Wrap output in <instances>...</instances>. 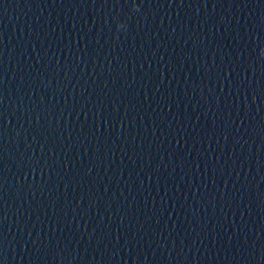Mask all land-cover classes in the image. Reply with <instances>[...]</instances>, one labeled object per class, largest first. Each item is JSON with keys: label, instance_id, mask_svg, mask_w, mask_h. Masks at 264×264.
Returning a JSON list of instances; mask_svg holds the SVG:
<instances>
[{"label": "water", "instance_id": "95a60500", "mask_svg": "<svg viewBox=\"0 0 264 264\" xmlns=\"http://www.w3.org/2000/svg\"><path fill=\"white\" fill-rule=\"evenodd\" d=\"M0 264H264V0H0Z\"/></svg>", "mask_w": 264, "mask_h": 264}]
</instances>
